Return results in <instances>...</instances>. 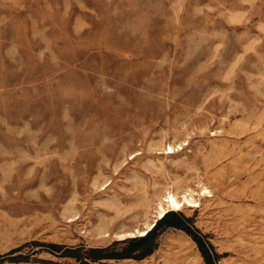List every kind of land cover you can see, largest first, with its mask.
Instances as JSON below:
<instances>
[{"label":"rangeland","instance_id":"374dc122","mask_svg":"<svg viewBox=\"0 0 264 264\" xmlns=\"http://www.w3.org/2000/svg\"><path fill=\"white\" fill-rule=\"evenodd\" d=\"M174 178L218 195L175 211L216 264H264V0H0V264H190L161 257L171 236L202 255L173 226L89 257Z\"/></svg>","mask_w":264,"mask_h":264},{"label":"bare ground","instance_id":"6f19581e","mask_svg":"<svg viewBox=\"0 0 264 264\" xmlns=\"http://www.w3.org/2000/svg\"><path fill=\"white\" fill-rule=\"evenodd\" d=\"M185 142L186 140L165 142L164 146L162 147V152L167 153L168 155L179 152L180 150L184 149V144L188 143ZM221 171L223 170H219L218 173L220 172L221 174ZM220 176H222V174ZM220 176H218V174L213 176L215 187L219 191L222 189ZM217 196L212 192V189L209 187V185H207L202 180L198 181L197 188H195L188 183H184L180 179L174 178L167 184L163 193L157 195L152 200L154 202V206L149 205L151 207V216L143 223V225L137 226L133 229L116 231L113 232V235L117 239L146 235L154 228L158 220L162 219L169 211L182 210L187 212L189 215H191L196 209H199L200 211H210L217 204ZM228 211L233 214V225L235 227L240 226L238 228L242 233V221L245 217L244 209L230 206ZM73 220H75V218L70 216L69 221ZM99 235L101 237H109L111 232L108 230H103L100 231ZM165 247L166 248H164L161 252V257H164V259L166 258L167 254H173L177 259L187 260V262L190 264H203L202 255L199 252H195L190 244L184 242L179 237L171 236L167 240ZM150 256L153 257V255Z\"/></svg>","mask_w":264,"mask_h":264},{"label":"trees","instance_id":"16d2710c","mask_svg":"<svg viewBox=\"0 0 264 264\" xmlns=\"http://www.w3.org/2000/svg\"><path fill=\"white\" fill-rule=\"evenodd\" d=\"M187 220L188 219L185 218L180 213L175 212V211H169L162 219L158 220L154 228L150 230L146 235L133 237L127 240L128 246L120 253L119 256H109L103 253L104 251L103 248H93L92 249L93 254H90L89 257L91 258V260H94V261L99 260V259H104V258H111V257L122 258V257L133 256L132 253L134 251L140 250V253L136 255L135 257L141 258L147 254H150L154 250L155 247L151 245L150 239L152 235L155 233V231L164 226H173V227H177V228H181L185 230L194 238V240L198 243L199 248L207 264H216L219 258V254L215 251L212 245L206 246L203 243L201 238L197 236L193 232V230L187 225L186 223ZM49 246L54 251L55 249L57 250V248H61V245L54 244V243L49 244ZM96 252L98 254H94ZM82 264H89V262L85 261V262H82Z\"/></svg>","mask_w":264,"mask_h":264}]
</instances>
